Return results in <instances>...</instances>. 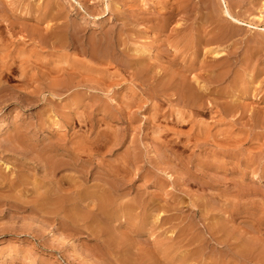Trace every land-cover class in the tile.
I'll list each match as a JSON object with an SVG mask.
<instances>
[{"label":"rangeland","instance_id":"obj_1","mask_svg":"<svg viewBox=\"0 0 264 264\" xmlns=\"http://www.w3.org/2000/svg\"><path fill=\"white\" fill-rule=\"evenodd\" d=\"M224 2L264 28V0H0V264H264L263 31L220 43L200 108L176 90Z\"/></svg>","mask_w":264,"mask_h":264},{"label":"bare ground","instance_id":"obj_2","mask_svg":"<svg viewBox=\"0 0 264 264\" xmlns=\"http://www.w3.org/2000/svg\"><path fill=\"white\" fill-rule=\"evenodd\" d=\"M175 1V0H174ZM224 4H225V6L224 7H222V10H221V12L219 13V12H217V11H215V10H210L208 13H206V15H205V19H207L208 17L210 18V20H208L207 22H211V26H212V28H210L209 30L208 29H201V30H198V31H196V32H194V33H192V34H188L189 36L186 38V41H185V46L183 47V49L184 50H186V51H188L187 53H189L191 56H192V61L190 60V62H192V64L190 63V65H188V66H184V65H182V66H184V69L185 70H187V71H193V72H195V74L192 76V78L189 76V75H191V73L189 72V74L186 76V75H182V78H181V80L177 83V87H176V90L178 91V93L179 94H182V97L185 99L184 100V102H186V103H188V104H190L191 106H193L194 108L196 107V106H198V104L202 101V99H203V93H202V91L203 90H205L206 89V87L203 85V84H201V82H200V80H199V77H203V78H206L207 77V79H210V80H212V81H214V80H220L221 82L223 81H225V80H227L228 78H229V75H230V72L232 71L231 69H230V66H229V61H230V57L232 56L231 54H233V53H231V52H227V54H225V52H223V50L220 48V43H222V42H224L225 40H227L228 38H231V37H233L234 35H235V30H234V28L235 27H243V26H245V27H248V28H251V29H255V30H259L260 32L261 31H263V32H261V34L263 33L264 34V28H262V27H260L259 26V28H262V29H259L258 28V26L257 25H255V23H254V25L250 22V21H246L245 20V18L243 19V17H237V16H235V15H233L232 13H233V11H232V13L230 12V10H229V8L227 7V5H226V3L224 2ZM152 6V5H151ZM178 7V6H177ZM215 8V7H214ZM68 16V15H67ZM66 17V16H65ZM69 17V16H68ZM73 18V17H72ZM158 18V17H157ZM156 18V19H157ZM256 18V17H255ZM257 18H258V20H261V16H257ZM150 19V18H149ZM68 21H69V19H68ZM130 22V21H129ZM165 24V23H164ZM208 24V23H207ZM80 25V24H79ZM86 25V24H85ZM50 26V25H49ZM73 26V25H72ZM81 26V25H80ZM83 26V25H82ZM166 26V25H165ZM74 27V26H73ZM84 27V26H83ZM161 27V26H160ZM170 27V26H169ZM182 27V26H181ZM67 28V27H66ZM86 28V27H85ZM165 28V27H164ZM68 29V28H67ZM82 30V29H81ZM84 30V29H83ZM105 30V29H104ZM103 29H102V32L104 31ZM244 30V29H243ZM248 30V29H247ZM43 31V30H42ZM91 31V30H90ZM89 31V32H90ZM108 31V30H107ZM181 31V30H180ZM192 31V30H191ZM248 31H250V30H248ZM247 31V32H248ZM94 32V31H93ZM239 32V31H238ZM251 32H253V31H251ZM255 32V31H254ZM43 33V32H42ZM61 33V32H60ZM67 33V32H66ZM80 33V32H79ZM85 33V32H84ZM104 33V32H103ZM183 33V32H182ZM249 33V32H248ZM105 34V33H104ZM136 34V33H135ZM134 34V35H135ZM43 34H41V36H42ZM85 35V34H84ZM101 35H103V34H101ZM109 35V34H108ZM243 35V34H242ZM44 36V35H43ZM95 36V35H94ZM99 36V35H98ZM104 36V35H103ZM111 36H112V34H111ZM182 36V35H181ZM53 37H56V34H54V36ZM109 37V36H108ZM237 37V36H236ZM254 37V36H253ZM263 37V36H262ZM65 38V37H64ZM101 38V37H100ZM99 38V39H100ZM244 38V37H243ZM255 38V37H254ZM254 38H252L253 40H254ZM35 39V38H34ZM40 39H42L41 37H40ZM66 39V38H65ZM69 39V38H68ZM84 39V38H83ZM109 39V38H108ZM149 39V38H148ZM242 39V38H241ZM256 39L258 40V38L256 37ZM260 39V38H259ZM54 40V39H53ZM58 40V39H57ZM96 40V39H95ZM146 40V39H145ZM243 40V39H242ZM251 40V39H250ZM70 41V40H69ZM88 41V40H87ZM86 41V43H88ZM122 41V40H121ZM230 41V40H229ZM263 41H264V38H263ZM55 42H56V40H55ZM184 42V41H183ZM261 42V41H260ZM83 43V42H82ZM90 43V42H89ZM229 43V42H228ZM38 44V43H37ZM71 44V43H70ZM97 44V43H96ZM99 44H100V42H99ZM182 44V43H181ZM225 44H227V43H225ZM258 44V43H257ZM54 45V44H53ZM68 45V44H67ZM88 45H92V44H88ZM88 45L86 46V48L88 47ZM107 45H108V43H107ZM115 45V44H114ZM262 45V44H261ZM109 46V45H108ZM171 46H172V44H171ZM223 46V45H222ZM241 46H243V43H242V45ZM10 47V46H9ZM65 47H66V45H65ZM101 47V46H100ZM151 47V46H150ZM4 48H5V46H4ZM74 48H76V47H74ZM77 48H79V47H77ZM104 48V47H103ZM103 48H101V50H103ZM108 48V47H107ZM144 48V47H143ZM146 48V47H145ZM152 48V47H151ZM168 48V47H167ZM226 48V47H225ZM242 48V47H241ZM240 48V49H241ZM261 48V47H260ZM72 49V48H71ZM80 49V48H79ZM88 49V48H87ZM118 49V48H117ZM116 49V50H117ZM149 49V48H148ZM173 49V48H172ZM81 50V49H80ZM107 50V49H106ZM118 50H120V49H118ZM117 50V51H118ZM169 50V49H168ZM239 50V49H238ZM253 50H255V48H253ZM252 50V51H253ZM108 51L109 50H107V53H108ZM116 51V52H117ZM129 51V50H128ZM172 51V50H171ZM182 51V50H181ZM181 51H179V53L181 52ZM12 52V51H11ZM84 52V51H83ZM89 52V51H88ZM99 52H100V50H99ZM112 52V51H111ZM140 52V55L141 56H143L146 52H147V55L149 54V55H151V56H153L154 55V53L153 52H151L150 50H148V51H146V50H144V49H142V50H140L139 51ZM174 52V51H173ZM14 53V52H13ZM109 53H110V51H109ZM120 53V52H119ZM130 53V52H129ZM138 53V52H137ZM162 54H163V52H161ZM165 53V52H164ZM176 53H178V51L176 52ZM178 53V54H179ZM11 54V53H10ZM83 54V53H82ZM97 54V53H96ZM102 54H104V53H102ZM101 54V55H102ZM122 54V56L124 55L123 53H121ZM158 54L159 55H161L159 52H158ZM166 54V53H165ZM178 54L177 55H175V56H178ZM241 54H242V52H241ZM249 54V53H248ZM264 54V53H263ZM15 55V54H14ZM86 55H87V53H86ZM98 55V54H97ZM107 55V54H106ZM119 55V54H118ZM211 56V68L209 69V70H205L203 73H202V69L200 68V67H198V65H197V61L196 60H198V58L199 57H201V56H203V58L206 56ZM227 55H229V56H227ZM236 55V54H235ZM244 55V54H243ZM250 55V54H249ZM7 56H8V54H7ZM99 56V55H98ZM112 56V55H111ZM114 56V55H113ZM121 56V57H122ZM163 55H161L160 57H162ZM166 56V55H165ZM168 56V55H167ZM225 56H227V57H225ZM240 56V55H239ZM9 57V56H8ZM92 57V56H91ZM104 57V56H103ZM118 56H116V58H117ZM125 57V56H124ZM225 57V58H224ZM13 58H15V57H13ZM35 58H36V56H35ZM93 58V57H92ZM114 58V57H113ZM141 58V57H140ZM163 58H164V56H163ZM166 58V57H165ZM186 58V57H185ZM262 58V57H261ZM260 58V59H261ZM17 58H15V59H11V60H9V59H4V61H5V63L3 64V66H2V68H0V76L1 75H3V74H5L6 72H9V71H11V72H17V71H19V69H18V66H16V60ZM36 59H38V58H36ZM122 59H123V57H122ZM128 59V58H127ZM126 59V60H127ZM138 59V58H137ZM177 59V58H176ZM2 60V59H1ZM114 60H115V58H114ZM118 60V59H117ZM124 60V59H123ZM142 60H144V59H142ZM149 60H151L152 61V59H149ZM203 60H205V58L203 59ZM116 61V60H115ZM121 61V60H120ZM128 61V60H127ZM147 61V60H146ZM177 61V60H176ZM202 61V60H201ZM237 61V60H236ZM182 62H185V61H182ZM238 62V61H237ZM243 62V61H242ZM16 63V64H15ZM147 63H150V64H152V62H147ZM172 63V62H171ZM234 63H235V61H234ZM29 64H31V63H29ZM33 64V63H32ZM108 64V63H107ZM124 64V63H123ZM173 64V63H172ZM176 64V63H175ZM231 64V63H230ZM236 64V63H235ZM234 64V65H235ZM34 65V64H33ZM174 65V64H173ZM237 65V64H236ZM29 66V65H28ZM32 66V65H31ZM37 66V65H36ZM233 66V65H232ZM238 66V65H237ZM236 66V67H237ZM243 66H245V65H243ZM37 67H39V68H41L40 66H37ZM126 67V66H125ZM125 67H124V70H125ZM20 68V67H19ZM38 68V69H39ZM62 68V67H61ZM29 69H30V67H29ZM34 69H35V67H34ZM37 69V70H38ZM127 69H129V68H127ZM237 69V68H236ZM241 68H239V70H240ZM21 71V76H23V77H26V75H27V70L26 69H20ZM87 70V69H86ZM120 70V69H119ZM136 70V69H135ZM185 70H183V71H185ZM199 70H201V71H199ZM235 70V69H234ZM241 70H243V69H241ZM35 71V70H34ZM63 71V70H62ZM131 72H132V70H130ZM146 70L145 69H143L142 71H137L136 72V74L134 75L135 77H138V76H142L143 74H144V72H145ZM158 71V70H157ZM180 71V70H179ZM248 71V70H247ZM121 72V71H120ZM192 72V73H193ZM245 72V71H244ZM130 73V72H129ZM129 73H127V74H129ZM253 73V72H252ZM10 74H13V73H10ZM15 74V73H14ZM19 74V73H18ZM33 74V73H32ZM88 74V73H87ZM94 74V73H93ZM100 74V73H99ZM183 74V73H182ZM247 74V73H246ZM9 75V74H8ZM132 75V74H131ZM10 76H12V75H10ZM33 76V75H32ZM191 78V80H189L190 78ZM250 76V75H249ZM252 76V75H251ZM13 77V76H12ZM20 77V76H19ZM34 77H35V75H34ZM151 78H152V75L150 76ZM149 77V78H150ZM189 79H188V78ZM245 77V76H244ZM39 78V77H38ZM103 78V77H102ZM148 78V79H149ZM241 78H242V72L241 71H238V72H236L235 73V75L233 76V78H232V82H233V84H237V82H238V80L239 81H245L244 80V78L241 80ZM253 78V77H252ZM15 79V78H14ZM18 79V78H17ZM26 79V78H25ZM24 79V80H25ZM135 79H137V78H135ZM147 79V78H146ZM147 79V80H148ZM34 80V79H33ZM32 80V81H33ZM155 80V79H154ZM249 79H247V81H248ZM144 81V80H143ZM252 81V80H251ZM257 81V80H256ZM75 83V82H74ZM246 84V83H245ZM254 84V83H253ZM256 84V83H255ZM254 84V85H255ZM242 85V84H241ZM39 86H40V84H39ZM238 87V86H237ZM255 87V86H254ZM5 89V88H4ZM25 89V88H24ZM239 89V88H238ZM21 90V89H20ZM242 90H243V93H245L246 91H245V88H242ZM3 91V90H2ZM22 91H23V89H22ZM36 92V91H35ZM158 92H160V91H158ZM1 93V92H0ZM18 93V92H17ZM20 93H22V92H20ZM29 93V92H28ZM23 94V93H22ZM220 94V93H219ZM27 95V94H26ZM242 95V94H241ZM24 96H25V94H24ZM164 96H166V95H164ZM170 96V95H169ZM256 96V95H255ZM243 97V96H242ZM241 99V98H240ZM243 100V99H242ZM244 101H246V100H244ZM88 102V101H87ZM183 102V103H184ZM242 102V101H241ZM249 102V101H248ZM254 103V102H253ZM250 104H252V103H250ZM199 106H200V104H199ZM198 106V108H200ZM251 106V105H250ZM261 107V106H260ZM197 108V107H196ZM204 109V108H203ZM239 109V108H238ZM237 109V110H238ZM240 112V111H239ZM259 114V113H258ZM89 115V114H88ZM90 117H91V115H89ZM1 121V120H0ZM75 121V120H74ZM0 123H2V122H0ZM3 124V123H2ZM13 134V133H12ZM48 134V133H47ZM95 138V137H94ZM87 139V138H86ZM88 139H90V138H88ZM77 142V141H76ZM82 142V141H81ZM80 143V142H79ZM18 144V143H17ZM48 144V143H47ZM53 145V144H52ZM47 147V146H46ZM88 147V146H87ZM20 148V147H19ZM31 148H33V147H31ZM35 149V148H34ZM43 149V148H42ZM11 150V149H10ZM19 150V149H18ZM58 150V149H57ZM14 151V150H13ZM17 151V150H16ZM28 151V150H27ZM32 151V150H31ZM63 152H65V151H63ZM20 154V153H19ZM65 154V153H64ZM63 154V155H64ZM68 153L66 152V155H67ZM22 155V154H21ZM18 156V155H17ZM64 156H62V158H63ZM66 157V156H65ZM56 158V157H55ZM67 158V157H66ZM70 158H71V156H70ZM49 159V158H48ZM50 160V159H49ZM48 160V161H49ZM55 160V159H54ZM53 160V161H54ZM52 161V160H51ZM72 161V160H71ZM76 161V160H75ZM45 162V161H44ZM50 162V161H49ZM60 162V161H59ZM46 163V162H45ZM45 163H43V164H45ZM56 163V162H55ZM54 162H53V164H55ZM69 163L70 162H68V165H69ZM72 163H74L75 164V162L73 161ZM71 163V164H72ZM77 163V162H76ZM52 165V164H51ZM51 165H49V164H45V166H49V167H51ZM65 165H67V164H65ZM78 165V164H77ZM53 166V165H52ZM61 166H62V164H61ZM73 166V165H72ZM74 166H76V165H74ZM43 168V167H42ZM59 168H61L60 166L58 167V169H57V167H56V171L58 172V170H59ZM64 168H66V167H64ZM64 168H62V169H64ZM68 168V167H67ZM44 169V168H43ZM51 170V169H50ZM71 170V169H70ZM56 171H54V172H56ZM48 172V171H47ZM45 173V172H44ZM59 173V172H58ZM47 175V174H46ZM45 175V176H46ZM49 175H52L53 176V174L51 173V174H49ZM55 175V174H54ZM57 175V174H56ZM101 179V178H100ZM104 181V180H103ZM116 182V181H115ZM18 184H20L19 182H18ZM118 184V183H117ZM14 186V185H13ZM51 189V188H50ZM55 189H56V187H55ZM56 190H58V189H56ZM114 190V189H113ZM52 191H48L47 192V194L44 196V197H39V205L38 206H40V207H43V206H45V205H48V204H50V198H51V196H50V193H51ZM59 192V191H58ZM116 192V191H115ZM118 192V191H117ZM53 196V195H52ZM100 198V197H99ZM52 199H54V198H52ZM107 200V199H106ZM58 201H56L55 203H57ZM9 203V202H8ZM11 204V203H10ZM27 207V206H26ZM25 207V208H26ZM32 207V206H31ZM15 209V208H14ZM68 223V222H67ZM67 228V227H66ZM62 232V231H61ZM60 232V233H61ZM57 235V234H56Z\"/></svg>","mask_w":264,"mask_h":264}]
</instances>
